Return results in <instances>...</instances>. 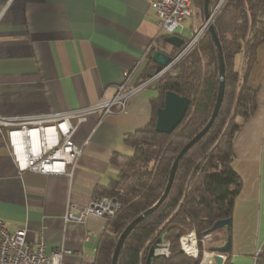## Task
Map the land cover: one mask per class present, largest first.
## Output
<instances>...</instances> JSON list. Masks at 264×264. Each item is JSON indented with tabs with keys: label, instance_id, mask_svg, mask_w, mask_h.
Listing matches in <instances>:
<instances>
[{
	"label": "crops",
	"instance_id": "1",
	"mask_svg": "<svg viewBox=\"0 0 264 264\" xmlns=\"http://www.w3.org/2000/svg\"><path fill=\"white\" fill-rule=\"evenodd\" d=\"M150 1L0 0V117L91 105L114 95L124 70L136 65L131 85L154 73L150 50L170 55L173 46L161 38L168 34L159 29ZM197 26L180 24L174 34L188 41ZM242 61V54L236 57L240 73ZM240 82L256 91V108L232 141L231 167L241 188L229 231L217 236L230 235L228 264H264V43ZM158 94L154 85L120 112L89 115L72 136L84 146L70 178L19 172L0 129V222L6 230L25 228L27 244L42 240L46 255L69 250L64 264H94L108 221L90 215L65 222L63 216L67 210L77 215L115 179L113 159L132 154L126 137L149 123Z\"/></svg>",
	"mask_w": 264,
	"mask_h": 264
},
{
	"label": "trees",
	"instance_id": "2",
	"mask_svg": "<svg viewBox=\"0 0 264 264\" xmlns=\"http://www.w3.org/2000/svg\"><path fill=\"white\" fill-rule=\"evenodd\" d=\"M215 1L209 0V8ZM192 7L193 15L201 18L203 0H192ZM212 25L224 63V89L217 115L207 132L181 158L164 201L129 232L116 264H144L149 247L165 230L169 254L151 264H197L198 258L193 260L182 253L179 237L193 230L201 238L214 222L231 219L233 202L241 188V180L231 167L232 141L256 108V91L240 82V77H246L257 47L264 43V0H224ZM179 50L173 47L170 56ZM241 54L240 73L236 57ZM218 84L216 51L205 32L174 72L156 84L159 94L149 123L126 137L132 154L121 162L113 159L119 167L117 176L97 190L98 196L118 201L120 208L108 221L94 264H111L121 232L158 201L175 156L208 121ZM167 91L187 98L188 106L181 123L170 134H163L154 130L155 111L163 106ZM224 241L222 238L221 244Z\"/></svg>",
	"mask_w": 264,
	"mask_h": 264
},
{
	"label": "built area",
	"instance_id": "3",
	"mask_svg": "<svg viewBox=\"0 0 264 264\" xmlns=\"http://www.w3.org/2000/svg\"><path fill=\"white\" fill-rule=\"evenodd\" d=\"M224 0H219L215 10L211 13L210 22L217 9ZM150 8L155 12L157 25L161 31L172 35L180 23L193 17L192 0H151ZM207 32V22L195 29L185 46L174 56L172 61L163 69L154 72L135 84H130L135 67L122 72L120 82L115 86V93L110 98L100 99L98 102L77 107L66 111L50 112L38 115L0 117V129L6 132V143L11 157L19 172L28 171L42 175H65L71 177L82 146L72 142V136L89 115L103 118L106 115L122 111L128 101L143 89L156 85L180 60H182ZM120 204L109 196L95 195L87 207L77 215L67 210L63 221H82L90 215L109 221L114 218ZM26 229L19 228L10 233L0 222V264H64L62 258L70 251L60 247L50 255H46L44 243L37 241L29 246L25 240ZM208 237V236H205ZM198 241L195 232L189 231L179 237L182 253L193 259L199 258ZM206 251L200 252V257ZM157 254L168 255V244L164 243ZM222 263L226 262V255L220 254ZM211 261V258H210ZM209 261L208 264H211ZM202 263V262H201Z\"/></svg>",
	"mask_w": 264,
	"mask_h": 264
},
{
	"label": "water",
	"instance_id": "4",
	"mask_svg": "<svg viewBox=\"0 0 264 264\" xmlns=\"http://www.w3.org/2000/svg\"><path fill=\"white\" fill-rule=\"evenodd\" d=\"M203 16L204 21L207 22V32L209 33L214 48L216 51L217 61H218V77H219V84H218V90L217 95L215 99V103L212 109V112L209 116L208 121L206 124L202 127L200 131H198L177 153L175 156L172 165L170 167L167 182L165 185V188L159 197L158 201L150 208L146 209L142 213H140L137 217H135L121 232L119 237L117 238L116 244L114 246L112 257H111V264H116L119 251L123 245V242L129 232L144 218L149 216L153 211H155L158 206L164 201L166 198L171 184L173 182V178L175 175V171L177 169L178 163L180 162L183 155L193 146L195 145L201 137L207 132L209 127L211 126L213 120L215 119L217 112L219 110V107L221 105L222 96H223V89H224V63H223V57L221 52L220 43L217 39V35L215 33V30L213 28L212 23L210 22L211 12L209 10V0H203ZM164 42L167 44L179 49L180 50L185 46L186 41L181 38L180 36H177L175 34L168 35L164 38ZM151 61L155 65L154 72H158L164 67H166L171 61L172 57L168 54H165L159 50H154L151 54ZM188 106V99L185 97H181L173 92L167 91L164 94V100H163V106L160 108H157L155 111L156 119H155V125L154 130L157 133H163V134H170L182 121L184 118L186 109ZM230 227V220H218L212 224V226L205 230L203 232L204 236L211 235L214 231L219 229H225V231H229ZM167 233V230L163 231L159 237L152 243V245L149 247L145 263L144 264H151L152 261L157 259L158 257H163L162 254H157L156 250H158L165 242H164V235ZM178 237V235H177ZM230 235H227L225 238V241L222 245L216 246V247H210L209 250L211 253H213V256L211 257V264H221L222 259L220 254H225L230 249ZM202 257L198 258L197 264H202Z\"/></svg>",
	"mask_w": 264,
	"mask_h": 264
},
{
	"label": "rangeland",
	"instance_id": "5",
	"mask_svg": "<svg viewBox=\"0 0 264 264\" xmlns=\"http://www.w3.org/2000/svg\"><path fill=\"white\" fill-rule=\"evenodd\" d=\"M218 2H219V0H216L215 1V3L213 4V6L211 7V8H209V10H210V12L212 13L214 10H215V7L217 6V4H218ZM221 6H222V4L220 5V7L217 9V11L215 12V14H214V17L216 16V14L218 13V11H219V9L221 8ZM198 12V14L200 15V12H199V10L197 11ZM195 13V12H194ZM213 17V18H214ZM198 24V26L195 28V29H197L198 27H200L203 23H204V18H203V16H201V18L200 17H198V16H194L193 15V17L192 18H188V19H185V20H183V22H181L180 24L186 29V30H189V28H190V26H192V24L193 25H195V24ZM194 29V30H195ZM193 30V31H194ZM201 39V38H200ZM177 54V53H176ZM173 56V55H172ZM174 57V56H173ZM181 61V60H180ZM179 61V62H180ZM178 62V63H179ZM178 63H176V65H175V67L178 65ZM175 67L170 71V72H168L165 76H167V75H169V74H171V73H173L174 72V69H175ZM164 76V77H165ZM192 231V230H191ZM220 231H222L221 229H219V230H216V231H214L211 235H209L208 237H205V236H202L201 238H198L197 237V235H196V237H197V239H198V241H201V240H203L204 241V244L203 245H201L200 244V242L198 243V250H199V257H200V252L201 251H206V252H210V250H209V248L210 247H216V246H220V243H221V239H219V236H217V234L218 233H220ZM189 232V231H188ZM185 233H187V232H185ZM184 233V234H185ZM181 237V236H180ZM178 241H179V239H178ZM166 244H167V242H166ZM222 245V244H221ZM181 250V249H180ZM168 254H169V251H168ZM184 254V253H183ZM185 255V254H184ZM168 256V255H167ZM166 256V257H167ZM186 256V255H185ZM188 257V256H187ZM189 258H191V257H189ZM191 259H193V258H191ZM193 260H195V259H193Z\"/></svg>",
	"mask_w": 264,
	"mask_h": 264
},
{
	"label": "bare ground",
	"instance_id": "6",
	"mask_svg": "<svg viewBox=\"0 0 264 264\" xmlns=\"http://www.w3.org/2000/svg\"><path fill=\"white\" fill-rule=\"evenodd\" d=\"M213 256V253L211 252H205L202 258V264H208L210 261V258Z\"/></svg>",
	"mask_w": 264,
	"mask_h": 264
}]
</instances>
